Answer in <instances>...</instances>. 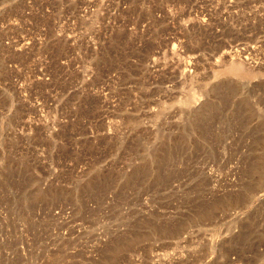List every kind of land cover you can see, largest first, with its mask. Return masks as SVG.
I'll return each mask as SVG.
<instances>
[{"label":"rangeland","instance_id":"374dc122","mask_svg":"<svg viewBox=\"0 0 264 264\" xmlns=\"http://www.w3.org/2000/svg\"><path fill=\"white\" fill-rule=\"evenodd\" d=\"M0 264H264V0H0Z\"/></svg>","mask_w":264,"mask_h":264},{"label":"bare ground","instance_id":"6f19581e","mask_svg":"<svg viewBox=\"0 0 264 264\" xmlns=\"http://www.w3.org/2000/svg\"><path fill=\"white\" fill-rule=\"evenodd\" d=\"M226 68L230 73H236L238 70L243 71L242 66L240 64H237V63H229Z\"/></svg>","mask_w":264,"mask_h":264}]
</instances>
